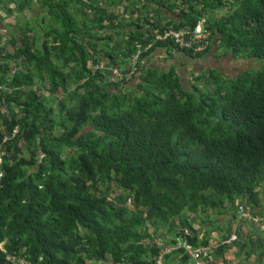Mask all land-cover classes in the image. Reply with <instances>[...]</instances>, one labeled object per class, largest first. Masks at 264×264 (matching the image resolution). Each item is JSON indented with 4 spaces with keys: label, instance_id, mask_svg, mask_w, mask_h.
I'll return each mask as SVG.
<instances>
[{
    "label": "trees",
    "instance_id": "trees-1",
    "mask_svg": "<svg viewBox=\"0 0 264 264\" xmlns=\"http://www.w3.org/2000/svg\"><path fill=\"white\" fill-rule=\"evenodd\" d=\"M98 1L0 0V23L42 13L17 34L6 29L4 43L0 35V264H158L162 228L180 235L209 209L259 203L264 70L230 80L212 70L208 80L217 73L227 89L204 92L175 69L140 62L138 75L113 81L89 62L126 64L145 34L194 30L203 18L215 47L264 61V0H124L142 4L125 28L107 11L122 1ZM84 7L94 15L80 29ZM108 31L122 44L111 46ZM186 239L197 245L194 232ZM174 258L190 261L184 248L165 261Z\"/></svg>",
    "mask_w": 264,
    "mask_h": 264
},
{
    "label": "crops",
    "instance_id": "crops-1",
    "mask_svg": "<svg viewBox=\"0 0 264 264\" xmlns=\"http://www.w3.org/2000/svg\"><path fill=\"white\" fill-rule=\"evenodd\" d=\"M83 1L85 4L89 3L88 0ZM91 1L92 0H90V2ZM120 1H122V4L119 9H123V13L118 11V8H110L109 6L107 7V11L109 14L118 13V22L122 23L123 28H125L127 25L136 22L139 18L138 15H134L133 17L131 16V12L134 8L132 5L142 6V4L136 2L126 3L124 0ZM98 2L101 4V0ZM1 8L3 7L1 6L0 9ZM85 9L86 7H84L83 10ZM92 12L93 11L90 10L86 12L87 14L85 13L83 15L88 16V18H92L94 15V12ZM1 13L3 14V12ZM39 14L38 18L41 17L42 13ZM170 17H172L171 14ZM5 20L6 19H4L3 22ZM3 22L0 23V26L5 28ZM117 25L118 23L116 26ZM145 29L147 30L148 27H145ZM120 31L130 32L131 29L128 28V30ZM115 33V31H111L108 32V35L113 36V42L116 45L118 41L116 40L117 35H115ZM103 36H105V34ZM216 48L217 47L214 45L209 53H205V55L197 57L198 55H187L170 47L157 46L145 57V70H155L158 73H170L175 69L178 72V75L182 78V81H184L183 78H185V76L183 75V71L187 77L193 78L194 76H199L197 75L199 73L198 70H194L195 67L202 66L204 67L203 72H206L214 70L212 65L215 64H220L223 67H234L241 62V60H234L231 55L217 56L218 49ZM223 78L225 77L223 76ZM187 80L190 82V78H187ZM258 192L259 203L257 205L253 204L252 206L247 204L249 205V207H247V205L243 202L234 203V205L225 203L223 206L226 207V211L221 210L222 212H218L217 214L209 209L208 212L197 215L193 223H190L191 220L189 221L190 225L193 226V230L188 227L186 229L191 232V235H193L194 232L195 237L197 238V245L193 246H204L202 243L208 241V244L205 247L210 250L209 259L207 258L210 264H264V189H259ZM238 204L245 205L248 212L257 218H260L262 221L261 228L260 226H253L246 223L240 217ZM229 205L232 206V208H228ZM216 214L218 217L217 219H215ZM182 229L180 230V235H174V239L183 237ZM231 234H237L240 239L237 242L228 245L225 249H223L221 254L218 253L216 248L220 245V242L227 239ZM247 251H251L252 253ZM247 254H249V256H247ZM166 264H171V262H167ZM174 264H178L176 258H174ZM188 264H193V262L190 260L188 261Z\"/></svg>",
    "mask_w": 264,
    "mask_h": 264
},
{
    "label": "built area",
    "instance_id": "built-area-1",
    "mask_svg": "<svg viewBox=\"0 0 264 264\" xmlns=\"http://www.w3.org/2000/svg\"><path fill=\"white\" fill-rule=\"evenodd\" d=\"M208 21L203 18L201 19L194 30L192 29H183L179 31L174 30H163L155 31L148 34H145V39L143 41H137L134 43V53L127 59V63L120 65H115L113 62H89V69L92 71H102L110 74V79L113 81L127 80L130 76L138 75V65L140 62L143 63V55L148 52H152L157 46H160L162 43H167L169 45L176 46L177 48H182L185 50H190L194 55H201L205 53L212 44L211 32L207 28ZM109 82V81H108ZM111 83V82H109ZM17 128L13 130V136L16 134ZM238 211L240 217L248 224L253 226H260L261 220L253 216L250 212L246 210V206L238 204ZM182 238L176 239L174 245L165 244L163 245L160 251L159 256L156 261L158 264H164L166 256L171 254L173 251L180 248H184L187 255L190 257V260L193 264H210L208 261L210 250L205 246H192L186 239V236H190L191 232L186 228L182 229ZM239 237L237 234H231L227 239L220 242L221 245H231L234 242H237ZM208 258V259H207ZM13 261H16L12 258ZM19 264H25L21 260H17Z\"/></svg>",
    "mask_w": 264,
    "mask_h": 264
},
{
    "label": "rangeland",
    "instance_id": "rangeland-1",
    "mask_svg": "<svg viewBox=\"0 0 264 264\" xmlns=\"http://www.w3.org/2000/svg\"><path fill=\"white\" fill-rule=\"evenodd\" d=\"M8 1L9 0H3V4H6ZM36 1L37 0H33L32 5L34 3H36ZM88 4H86V5H88ZM205 5L207 7H209V6H211V3L208 0H206L205 1ZM103 6L106 7V4H103ZM132 6L134 8H139L141 5H132ZM114 7L116 9L118 8V11L123 13V9H119V8H121V4L120 3L116 2ZM86 12H87V10L85 9L83 14H85ZM210 12H211V9L210 10L208 9L207 10V17L210 15ZM39 13H41V12H39ZM39 13H37V14L36 13L28 14V12H26V13L24 12L23 14H17L18 17L14 16V18L6 19L3 22V25L6 27V29H8L11 32H13V34H17V30L19 28H22L27 23H30L31 19H37L39 17L38 15H40ZM223 13L225 14V12H223ZM83 14L81 15L80 13L76 12V22H77L78 28H80V29H82L83 26L86 23H88V16L83 15ZM220 14H221L220 10L215 12L214 13V18L218 19L220 17ZM0 16L2 18H4V15L1 12H0ZM6 29L3 26H0V35L3 36V39H2L3 43H4L5 40H8L10 38L9 34L6 32ZM108 32H106V34ZM116 40L118 41L117 43H120V44H122V42H123V39L121 37L118 38V35L116 37ZM0 45H2V42H0ZM114 45H115V43L112 41L111 46H114ZM8 47H11V46L8 45ZM174 47L176 48V46H174ZM216 47H217L216 49H218L217 50V56H226L228 54L227 53L228 51L224 47H221V46L219 47L218 44L216 45ZM186 51H190V50H186ZM16 63H17V66L21 65V62H19V61H16ZM212 67H213V69L215 71H217L218 73L222 74L225 77L224 79H229L230 80V79H237L244 72L249 73L250 76H252V77L256 76L257 75L256 73H259V72L264 70V61H256V60H253V59H251V60H241V62L238 63L237 65H235L234 67H223L220 64L212 65ZM210 69H211V67H210ZM194 70H198L199 73L197 75H199V76H194L193 78L187 77L184 74L185 72L183 71V75L185 76V78H183V80H184L183 84L189 90L192 89V84L196 83V81H195L196 78H199V81H200L198 83L199 89H202L204 92L208 91V86H213V85H215V86L219 85V88L221 87V89H223V91L227 89L225 87L228 85V81L227 80H223V78L222 79L219 78L220 77L219 74L215 73L216 75L214 76V78H212V80L210 82L208 79H210L209 76L212 75V70L203 72L204 71V67H202V66L195 67ZM187 78H190V82H188ZM134 82H136V81H134ZM2 110L4 111V108ZM263 186H264V183H263ZM262 189H264V187ZM245 203L246 202H244V204ZM247 204L248 203H246V205ZM247 207H249V205H247ZM228 208H232V206L229 205ZM220 212H222V211H220ZM217 218L218 217L216 215L215 219H217ZM195 219H196V216L191 217L190 218V220H191L190 223H193V221ZM175 223H177V222H175ZM152 231H153V229H150V232H152ZM173 239H174V231L171 232V231H169V228L167 229L166 227L162 228L161 231L158 233V236H157V245H159V247H162L165 244L166 245L170 244ZM165 263H166V261H165Z\"/></svg>",
    "mask_w": 264,
    "mask_h": 264
},
{
    "label": "water",
    "instance_id": "water-1",
    "mask_svg": "<svg viewBox=\"0 0 264 264\" xmlns=\"http://www.w3.org/2000/svg\"><path fill=\"white\" fill-rule=\"evenodd\" d=\"M215 45V38H214V41H213V43H212V46H214Z\"/></svg>",
    "mask_w": 264,
    "mask_h": 264
},
{
    "label": "clouds",
    "instance_id": "clouds-1",
    "mask_svg": "<svg viewBox=\"0 0 264 264\" xmlns=\"http://www.w3.org/2000/svg\"><path fill=\"white\" fill-rule=\"evenodd\" d=\"M206 19V18H205ZM207 20V19H206ZM208 21V20H207ZM214 41V40H213ZM213 41H212V43H213ZM212 45V44H211ZM205 54V53H204Z\"/></svg>",
    "mask_w": 264,
    "mask_h": 264
}]
</instances>
